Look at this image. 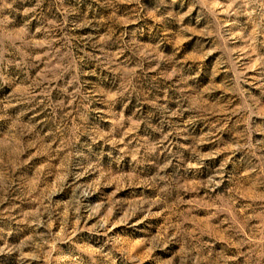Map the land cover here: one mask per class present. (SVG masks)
Returning <instances> with one entry per match:
<instances>
[{
	"label": "rangeland",
	"instance_id": "rangeland-1",
	"mask_svg": "<svg viewBox=\"0 0 264 264\" xmlns=\"http://www.w3.org/2000/svg\"><path fill=\"white\" fill-rule=\"evenodd\" d=\"M9 2L11 3L12 0ZM114 3L115 7H109L105 5V0H42L36 12L25 15L23 14L24 9L36 7L37 0H24V2L15 0L11 9L0 13V20L8 17L10 21L6 24L8 30L19 29L28 24L31 32L36 33L35 40L39 43V47L32 51L39 55L40 59L38 67H34L29 74L30 79L23 72L11 70L16 85L13 88L0 85V101L7 102L15 86L37 81L48 66L52 52L63 53L69 50L78 58L82 71L95 73L94 76L81 77V80L89 81L81 89L82 92L91 93L95 97L99 88L115 90L119 87V82L114 84L113 73L98 63L99 60L115 57L116 63L122 67L136 69L132 83L141 92L143 103L135 99L131 104H127V101L118 102L113 111L122 112L125 117L133 120L149 117L154 124L159 126L162 116L152 107L153 102L168 103L169 107H178L176 101L180 99V89L177 87L176 78L164 79V75L170 71V65L162 62L155 71H147L155 65L145 62L141 70L137 67L139 58L133 54L138 46L155 47L159 45V50L166 55L175 56L179 61H186L183 65V74L195 77L188 82L189 86L201 90L214 84L217 89L212 93H206V97L211 96L218 104L227 105L229 113L239 106L241 98L225 91L223 86L226 82L234 81L236 73L242 71L244 65L254 63V60L249 58L250 49L234 51L246 47L244 40L228 41L222 50L214 53L207 60L188 59L189 56L194 57L200 47H213L219 43L218 39L213 36L183 32L184 28H197L203 31L208 24L213 22L211 15L206 10L202 13L199 5L193 8V0H175V3L173 0H139V4H123L119 3V0H114ZM190 8H193V11L189 13ZM182 16L184 18L181 20ZM125 19H131L134 23L124 24ZM227 19L229 18L225 14H220L221 22ZM232 19L236 18L232 17ZM86 20L91 21L90 26H76ZM37 28L41 31L36 32ZM44 29H47V32ZM136 29L142 30L143 34L136 32L134 37L132 33ZM220 31L223 34L229 31L238 32L240 29L227 25ZM106 35H110L111 40L105 44L102 43V38ZM185 36L188 38L185 39ZM259 39L255 53L257 57L264 56V37ZM49 40L52 41L51 44ZM222 58L231 59L237 63L235 65L225 64L218 73H214V67ZM8 71L9 69H4L5 74ZM246 75L249 78L264 76V68L249 70ZM48 87L49 85L45 83L35 89L36 101L34 103L21 104L14 109H9L10 114L25 112L26 114L22 117L23 122L36 125L35 130L24 138V142L28 145L23 156L24 163L20 169L13 171L14 179L19 178L22 181L27 177L37 184L38 189L59 180L58 175L47 176L48 169L45 166L49 163V146L51 149H58L61 140L68 138L67 129H70L73 123L81 126L82 132H90L94 135L110 131L112 127L108 107L98 98L92 100L87 112L88 119H80V114L85 109L82 107L81 98H73L76 86L72 83V77H68L66 81L57 80L51 84V92L44 95ZM242 88L264 102V95L259 90L258 81L253 87V81L249 79L247 84L242 85ZM193 102H198V98L194 97ZM96 109H102V111L98 112ZM188 115L186 113L184 117L172 118L173 125H180V129L169 135L163 144L157 147L156 157L159 162L162 163L165 158H170L168 152L164 151L169 144H171L172 152H182L185 158L191 156L189 148L182 147V145L191 146L194 140L184 139L180 134L181 131L195 139L211 133L198 148L201 152L210 153L233 143L238 133L245 130L243 124H237L235 116H224L218 120L216 116L206 114L193 123H188ZM6 123L7 121H0V131ZM164 130L165 132L173 131L166 124ZM250 135L253 144L264 147V120L255 121ZM86 139L88 143H91L87 135H83L77 147H81ZM137 139L159 144L162 137L159 132H153L146 125H142L140 131L125 139V143L134 148ZM97 147L100 152L112 151L116 155L123 151V146L118 150L112 148L111 145H105L103 141H100L98 146L93 145L94 149ZM85 154L91 155L86 149ZM92 159L95 160V157ZM129 161L130 157H125L126 165ZM225 161L227 164L223 175L228 189H234V191L218 192L212 200L207 199L208 192L202 189L184 194L186 202L196 200L198 201L197 206L189 203L177 204L176 200L171 198L163 206L158 205L154 209L163 212L162 217H150L137 228L118 227L110 234L111 240L105 236H95L87 231H81L73 242L57 244L48 264H157L158 260H173V264H178L180 243H172L167 249L156 250L150 255L146 248L136 243L141 239L149 238L164 225L165 220L169 218V213L165 211L167 208L175 212L170 217L172 222L182 221L185 229L201 243V251L208 258L205 264L211 261H215V264H250L246 259V254L251 253L256 248L255 241L264 236V201L257 199L260 194H264V178L258 180L259 170H253L258 161L250 157L247 151L241 150L238 153H221L207 162L203 170H193L188 173L185 172L183 164H178L173 160L175 167L167 174L172 181L190 182L195 189L196 184L208 180V173L214 168H219ZM110 162L106 156L102 160L105 168ZM156 162L157 160L151 156L144 158L137 169L141 181L151 178ZM52 163L59 165L60 161L53 159ZM87 163L88 161L85 160L84 164L87 165ZM254 183L255 188L252 187ZM135 193H142L151 198L158 196L157 190L150 186L133 187L123 191L120 195L136 199L138 197L134 195ZM218 197H225L222 211H217V206L213 203V200ZM226 197H232V199ZM57 202H66V197L58 198ZM39 207L35 196L29 197L21 191L11 193L3 203H0V264H29L28 261L22 260L20 246L28 237H34L36 243H40L39 237L46 232V229L33 230L18 221L26 214L36 212ZM72 227L74 225L69 217V228ZM52 230L58 232L59 223L54 224ZM243 241H248V243L245 244ZM121 248H126L127 253L122 252ZM32 250L33 246L29 245L23 249V252ZM133 257L139 259H132ZM260 264H264V261Z\"/></svg>",
	"mask_w": 264,
	"mask_h": 264
},
{
	"label": "clouds",
	"instance_id": "clouds-1",
	"mask_svg": "<svg viewBox=\"0 0 264 264\" xmlns=\"http://www.w3.org/2000/svg\"><path fill=\"white\" fill-rule=\"evenodd\" d=\"M41 2L42 0H37L36 7L25 8L23 14L36 12ZM13 3L15 0H12L11 3L9 0H0V13L11 9ZM119 3L139 4V0H119ZM105 5L115 7L114 0H105ZM196 5L200 6L202 13L206 10L211 15L213 22L208 24L203 31H199L197 28H184L183 32L213 36L218 39L219 43L213 47H200L195 56H189L188 59L207 60L214 53L222 50L228 41L235 39L244 40L246 47L234 51L251 50L249 58L253 59L254 63L244 65L242 71L236 73V79L232 82H226L223 86L225 91L241 98L239 106L232 109L230 113L227 105L218 104L211 96L206 97V93H212L217 89L216 85L213 84L201 90L189 86L188 82L195 77L183 74V65L186 61H179L176 60L175 56L166 55L159 50V45L155 47L138 46L133 51V54L139 58L137 67L141 70H143L145 62L155 65L147 71H155L162 62L170 65V71L164 75V79L173 80L176 78L177 87L180 89V99L176 101L178 107L173 108L169 107L168 103L153 102L152 107L159 111L162 116L159 126L154 124L149 117L133 120L125 117L122 112L113 111L118 102L127 101V104H131L135 99L137 102L143 103L141 92L132 83L136 69L122 67L116 63L115 57L98 61L101 66L107 67L113 73V83L119 82V87L115 90L99 88L95 97L91 93L82 92L81 89L89 81L81 80V77L94 76L95 73L82 71L78 58L69 50L63 53L52 52L48 66L37 81L25 82L15 86L7 102L0 101V121H7L3 130L0 131V203H3L11 193L16 191H21L29 197L35 196L40 205L39 209L36 212L26 214L18 223H22L33 230L46 229V232L39 237L40 243H36L34 237L25 239L20 246L22 260L28 261L29 264H33V262L34 264H48L55 246L73 242L81 231H87L95 236H105L111 240L110 234L118 227L137 228L139 224L150 217H162L164 213L154 209L158 205L163 206L171 198H174L177 204L189 203L192 206H197L198 201L196 200L187 202L184 200V194L194 190L207 191V199L209 200H212L218 192L234 191V189H228L223 175L227 161L208 173L209 179L196 184L194 189L190 182L182 183L180 180L172 181L170 179L167 173L175 167L173 160L177 161L178 164H183L185 172L188 173L193 170H203L207 162L211 161L213 157H218L221 153H238L245 150L250 157L258 161L253 169L254 171L259 170L258 180L264 178V147L253 144L250 135L255 121L264 120V102L261 98L242 88V85L247 84L249 79L253 81V87L258 81L259 90L264 95V76L249 78L246 75L249 70L264 68V56H255L257 44L260 42L259 38L264 37V0H226V2L225 0H193V8ZM193 8L189 9V13L193 11ZM221 13L229 19L221 22L219 20ZM232 17L236 19H232ZM183 18L182 16L181 20ZM7 23H10L8 17L0 20V85L13 88L16 85V80L13 78L12 69L23 72L30 79L29 74L34 67H38L40 56L33 53L32 50L39 47V43L35 40L36 33L31 32L28 24L19 29L8 30ZM123 23L133 24L134 21L125 19ZM90 25L91 21L86 20L76 26L87 27ZM227 25L237 27L240 31H229L221 34L220 29ZM40 31V28L36 29V32ZM44 31L47 32V29ZM136 32L143 34L142 30L136 29L132 33L134 37ZM184 38L187 39L188 37L185 36ZM109 40H111V36L106 35L102 38V43L106 44ZM51 43L52 41L49 40V44ZM236 63L231 59L224 60L222 58L213 71L218 73L223 65H235ZM5 68L9 69L7 74L4 73ZM68 77H72V83L76 86L73 98L79 97L83 101L82 107L85 111L80 114V119H88L87 112L92 100L98 98L101 103L108 107V116L112 127L110 131L94 135L90 132H82L81 126L73 123L72 127L67 129L68 138L61 140L58 149H51L49 146V163L45 166L48 169L47 176L58 175L59 180L54 184L48 183L47 186L38 189L37 184L27 177L22 181L19 178L14 179L13 171L20 169L23 165V156L28 147L24 138L35 130L36 125L31 122H23L22 117L26 114L25 112L10 114L9 109H14L21 104L34 103L36 101L35 89L40 84L49 85L43 93L48 95L51 92V84L61 79L66 81ZM194 97L198 98V102H193ZM96 110L102 111V109ZM186 113L189 114L188 123H193L206 114L216 116L218 120L224 116H235L237 117V124H243L245 130L238 133L233 143L210 153L201 152L198 148L211 133L195 139L181 131L180 134L183 135L184 139L192 138L194 140L191 146L182 145V147L189 148L191 156L185 158L182 152H172L171 144H169V147L165 148L164 151L168 152L170 158H165L162 163L159 162L158 157H156L157 147L163 144L169 135L180 129V125H173L172 118L184 117ZM165 124L173 131L165 132ZM142 125H146L153 132H159L162 137L161 141L159 144H151L147 140L137 139L136 146L134 148L129 147L125 143V139L140 131ZM83 135H87L91 143H88L86 139L84 144L78 148L77 144ZM100 141L118 150L123 146V151L119 155L112 151L100 152L98 147L97 149L93 148V145L98 146ZM85 149L91 155H86ZM105 156L111 161L107 168L102 164ZM149 156L157 160L155 171L149 180L141 181L137 169L144 158ZM92 157H95V160ZM125 157H130L127 165L125 164ZM53 159L59 160L60 164H53ZM74 160L75 162H73ZM85 160L88 161L87 165L84 164ZM149 186L157 190L158 196L156 198H151L142 193H135L134 195L138 197L136 199L120 195L123 191L133 187ZM252 187L255 188L256 184L254 183ZM173 194H175L174 197ZM64 197H66V202H57L58 198ZM226 198L232 199V197ZM224 199L225 197H218L213 200L217 206V211L223 210ZM257 199L264 201V194H260ZM165 211L169 213V218L165 220L164 225L149 238L141 239L136 243L146 248L149 255L156 250L167 249L172 243H180L178 264H205L208 258L201 251V243L193 238L190 231L185 229L182 221L179 223L172 222L170 217L175 214L173 209L167 208ZM69 217H71V223L74 225L71 229L69 228ZM177 219L180 220V217L177 216ZM56 223L60 225L58 232L52 230V226ZM243 243L247 244L248 241H243ZM255 243L256 248L251 253L246 254V259L249 260L250 264H260L261 261H264V236H261ZM29 245L33 246V250L23 252V249ZM120 250L127 253L126 248ZM132 259L139 258L133 257ZM157 264H173V260H158ZM209 264H215V261H211Z\"/></svg>",
	"mask_w": 264,
	"mask_h": 264
}]
</instances>
